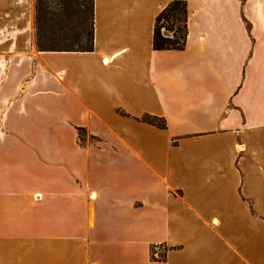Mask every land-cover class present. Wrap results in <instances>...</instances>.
I'll return each instance as SVG.
<instances>
[{
	"label": "crops",
	"instance_id": "obj_1",
	"mask_svg": "<svg viewBox=\"0 0 264 264\" xmlns=\"http://www.w3.org/2000/svg\"><path fill=\"white\" fill-rule=\"evenodd\" d=\"M170 1L93 0L76 51L0 0V264H264V0H185L154 50Z\"/></svg>",
	"mask_w": 264,
	"mask_h": 264
},
{
	"label": "trees",
	"instance_id": "obj_2",
	"mask_svg": "<svg viewBox=\"0 0 264 264\" xmlns=\"http://www.w3.org/2000/svg\"><path fill=\"white\" fill-rule=\"evenodd\" d=\"M78 11L86 17L76 19L61 15L59 29L66 34L72 31V42L78 46L75 48H54L44 45L51 39L52 18L54 11L51 9L50 0L34 1V20H35V44L39 50H76L90 51L93 48V0H81L77 3ZM187 9L185 0L170 1L154 19L152 29V47L154 50H182L186 42L187 35ZM164 30L166 33H163ZM123 114L122 112H120ZM141 120L152 124L158 128H165V121L162 117L143 115ZM78 130V138L81 140ZM154 247L150 250V257L154 259ZM161 257V255H159Z\"/></svg>",
	"mask_w": 264,
	"mask_h": 264
},
{
	"label": "rangeland",
	"instance_id": "obj_3",
	"mask_svg": "<svg viewBox=\"0 0 264 264\" xmlns=\"http://www.w3.org/2000/svg\"><path fill=\"white\" fill-rule=\"evenodd\" d=\"M34 1L33 0V10H34ZM51 1V9L54 11V17L52 18V33L51 39L44 43L47 47H54V48H75L78 45L72 42V31H68L66 34L62 33L59 29L60 26V18L61 15L76 19H83L85 18L86 22L88 21L89 17L86 13V17L82 16L83 14L78 11L77 3H81V0H50ZM87 1V0H86ZM33 29H34V45L35 44V20L33 15ZM163 33H166L162 30ZM38 49V48H37ZM80 137L83 140L85 138V134L80 132Z\"/></svg>",
	"mask_w": 264,
	"mask_h": 264
}]
</instances>
